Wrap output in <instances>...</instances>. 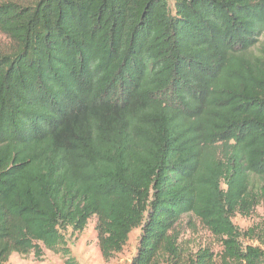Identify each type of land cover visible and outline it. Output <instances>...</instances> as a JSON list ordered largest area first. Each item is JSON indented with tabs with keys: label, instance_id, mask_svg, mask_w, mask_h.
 <instances>
[{
	"label": "trees",
	"instance_id": "1",
	"mask_svg": "<svg viewBox=\"0 0 264 264\" xmlns=\"http://www.w3.org/2000/svg\"><path fill=\"white\" fill-rule=\"evenodd\" d=\"M0 264L95 218L102 258L264 264V0H0ZM192 216L220 251L184 257Z\"/></svg>",
	"mask_w": 264,
	"mask_h": 264
},
{
	"label": "rangeland",
	"instance_id": "2",
	"mask_svg": "<svg viewBox=\"0 0 264 264\" xmlns=\"http://www.w3.org/2000/svg\"><path fill=\"white\" fill-rule=\"evenodd\" d=\"M259 46L264 45V34L259 39ZM10 46L8 39L0 33V49L5 50ZM264 218V203L254 209L249 217L235 215L233 224L241 230H246L259 224ZM95 218H92L82 233L67 231L65 237L71 256L77 264H131L136 255L139 243L140 229L133 230L129 235L123 250L113 258L105 261L99 251L97 233L95 231ZM177 249L186 259L192 256L199 248L209 247L215 253L220 251L218 242L202 227L198 220L192 216L184 217L177 225ZM64 258L42 247V255L37 258L33 254L21 256L12 254L7 264H64ZM164 264H166L164 262Z\"/></svg>",
	"mask_w": 264,
	"mask_h": 264
}]
</instances>
